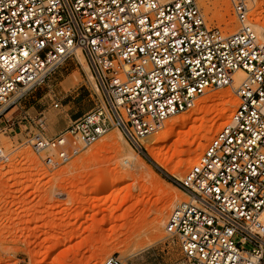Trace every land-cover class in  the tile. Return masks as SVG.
I'll list each match as a JSON object with an SVG mask.
<instances>
[{
    "label": "built area",
    "instance_id": "built-area-1",
    "mask_svg": "<svg viewBox=\"0 0 264 264\" xmlns=\"http://www.w3.org/2000/svg\"><path fill=\"white\" fill-rule=\"evenodd\" d=\"M229 2L234 32L207 26L196 0H0V134L14 133L10 111L76 50L102 91L101 104L54 136L23 118L37 129L23 144L48 170L113 129L139 146L207 91L233 90L229 122L177 182L187 200L164 224L184 264H264V44L251 0ZM9 160L0 146V166Z\"/></svg>",
    "mask_w": 264,
    "mask_h": 264
},
{
    "label": "rangeland",
    "instance_id": "rangeland-1",
    "mask_svg": "<svg viewBox=\"0 0 264 264\" xmlns=\"http://www.w3.org/2000/svg\"><path fill=\"white\" fill-rule=\"evenodd\" d=\"M196 1L207 26L223 32L239 27L229 0ZM251 2L249 20L257 32L264 25V0ZM82 55L80 62L75 55L68 58L26 97L28 106L21 111L41 119L45 134L64 130L72 116L102 102L101 88ZM237 104L231 88L209 90L194 108L141 141L146 148L131 145L113 129L56 170H48L23 144L36 128L22 121L12 135L0 134V146L10 153L9 162L0 166V264H104L109 257L124 264H184L177 238L164 230L173 205L185 201L177 182L229 122ZM18 115L16 108L7 117ZM182 117L185 126L180 128ZM165 131L170 136L159 160L166 169L151 156ZM112 134L113 146L105 143ZM129 153L132 164H123Z\"/></svg>",
    "mask_w": 264,
    "mask_h": 264
},
{
    "label": "bare ground",
    "instance_id": "bare-ground-1",
    "mask_svg": "<svg viewBox=\"0 0 264 264\" xmlns=\"http://www.w3.org/2000/svg\"><path fill=\"white\" fill-rule=\"evenodd\" d=\"M160 1H162V2H166V1H171V0H160ZM255 14V13H254ZM254 23V22H253ZM253 23L250 21L249 22V24H250V26L252 27V29L254 30V26H253ZM258 24V23H257ZM258 27H259V24L257 25ZM254 32H255V30H254ZM255 34L257 35V37H259L260 38V40L263 42L262 44H264V25H262V26H260V29L257 31V32H255ZM82 52H81V50H76V52H75V56H76V59H77V61H79L80 62V60H81V58H83V53L81 54ZM84 60V59H83ZM224 89V88H223ZM219 90H221V89H219ZM195 106V105H194ZM194 108V107H193ZM192 109V108H191ZM190 109V110H191ZM225 109V108H224ZM189 111V110H188ZM229 110L228 109H226L225 110V113H224V118H225V116H227V112H228ZM187 112V111H186ZM175 117V116H174ZM173 118V117H172ZM171 119V118H170ZM169 120V119H168ZM184 120H185V117L183 118H181L179 121H181V124L179 125L180 126V128H183L184 126H185V122H184ZM223 120V119H222ZM178 121V122H179ZM165 124V123H164ZM174 124V123H173ZM176 125V124H175ZM171 128V127H170ZM169 129V128H168ZM169 131H171V130H169ZM170 135L167 133V131H165V132H161V134L157 137V139H156V143H157V148L155 149V151L153 152V154H151V156L153 157H155L156 158V162H157V164L161 167V168H164V169H166L167 168V165H166V162H164V160H159V155H162L163 154V152H164V146H163V142L169 137ZM115 135H110L109 137H108V139L106 138V140H105V143L107 144V143H112V146L113 145H116V141H115ZM121 137V136H120ZM121 140H122V142H124L125 143V140L123 139V138H121ZM141 141H143V140H141ZM140 141V142H141ZM155 142V141H154ZM143 144H145V143H140V145L141 146H143ZM104 145V144H103ZM102 146V145H101ZM105 146V145H104ZM143 148H146V145H144L143 146ZM133 154V153H132ZM131 156V154L129 153V155H128V158ZM133 156V155H132ZM157 156H158V158H157ZM127 157V156H126ZM153 157V158H154ZM126 158V159H124V160H122V163L123 164H132V162H131V160L130 159H132V158ZM197 163V162H196ZM196 163H190L188 166L189 167H192V166H194ZM133 167V166H132ZM169 170V169H168ZM174 174H177V173H175V172H173ZM181 175V174H180ZM176 178V177H175ZM107 184V183H106ZM109 184V183H108ZM166 185V184H165ZM168 187V186H167ZM170 188V187H169ZM100 189H102V188H100ZM183 195H182V197H183V200H186L187 199V196L184 194V193H182Z\"/></svg>",
    "mask_w": 264,
    "mask_h": 264
},
{
    "label": "crops",
    "instance_id": "crops-1",
    "mask_svg": "<svg viewBox=\"0 0 264 264\" xmlns=\"http://www.w3.org/2000/svg\"><path fill=\"white\" fill-rule=\"evenodd\" d=\"M24 103V107H22L21 106V103ZM28 106V101H27V99H26V97L20 102V104L17 106V107H15V108H13L11 111H10V113L14 110V109H16L17 108V110H19V115L18 116H14V117H11V118H9L8 119V121L10 122V124H13V128H14V130H15V126L17 125V127L19 126V124L23 121V118L27 115V113H29L28 111L26 112V111H24V112H22L21 110H24L26 107ZM19 108V109H18ZM9 113V114H10ZM22 114H24V116H21ZM77 117H79V116H72V119L70 120V121H72V120H74V119H76ZM58 132H60V131H58ZM57 131H52V132H50V133H48L47 134V136H49V137H51V136H54L55 134H57L58 133Z\"/></svg>",
    "mask_w": 264,
    "mask_h": 264
}]
</instances>
